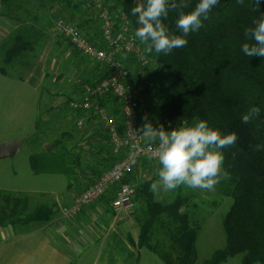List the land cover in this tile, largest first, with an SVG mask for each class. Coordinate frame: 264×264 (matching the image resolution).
<instances>
[{
    "label": "trees",
    "instance_id": "1",
    "mask_svg": "<svg viewBox=\"0 0 264 264\" xmlns=\"http://www.w3.org/2000/svg\"><path fill=\"white\" fill-rule=\"evenodd\" d=\"M11 1L16 16L21 12L33 24H22L4 51L0 71L7 76H10L7 71L10 66L34 68L33 62L45 47L43 38L47 30L40 24L44 16H31V6L27 7L24 0ZM38 1L37 12L41 7L47 8L49 2H57L66 10L76 8L74 0ZM103 1L112 12L122 9L135 32L139 25L131 10L142 0ZM197 2L188 0L190 8ZM262 13L264 0L259 3L257 0H243V3L219 0L203 21L204 26L187 37L185 47L173 49L167 55L153 50L149 53L152 67H138L134 74L130 71L132 82L140 83L139 79L153 82L152 87L147 86L152 125L162 119L171 122L185 119L191 124L193 118L199 117L224 134L235 132L238 136L233 146L222 150V170L229 172L230 178L215 185L220 199L232 198V205L222 220L225 246L202 264H222L237 255H243L241 264H264V57H247L241 51L242 44L247 42L245 30L253 27L254 19ZM176 18V13L170 12L164 23L171 31L181 34L175 27ZM125 62L130 69V56ZM252 107H259L260 114L245 124L242 116ZM52 109L49 107L45 114ZM40 131L41 125L37 124L32 136L36 141L41 139ZM86 134L77 141L76 133L61 132L52 143L54 149L47 151L43 147L41 153L30 157L32 171L64 175L69 179L70 189L80 193L118 160L106 134L103 136L107 145L102 138ZM40 142L41 146L48 143ZM74 142L89 146V150L65 147ZM97 145H101L99 149ZM254 145H260V150H253ZM144 160L142 164L152 166L156 174L140 181L134 197L140 245L154 252L165 264H196L197 240L202 231V224L196 220L200 216V203L192 194H179L166 202L158 200L150 185L159 179L160 165ZM53 200L45 193L0 190V226L48 224L60 213Z\"/></svg>",
    "mask_w": 264,
    "mask_h": 264
},
{
    "label": "crops",
    "instance_id": "2",
    "mask_svg": "<svg viewBox=\"0 0 264 264\" xmlns=\"http://www.w3.org/2000/svg\"><path fill=\"white\" fill-rule=\"evenodd\" d=\"M4 1L6 2L0 0V50L3 53L11 39L15 37V31L22 24H33L31 21L25 20L21 12H18L16 16L11 0ZM37 2L38 0H24L27 7L31 6V8L36 6ZM73 3L76 8L70 9L66 14V19L79 25L94 44L100 45L102 41L101 25L90 10L88 0H74ZM49 20L48 24L53 22L52 18ZM45 33L48 36L46 35L43 40L49 41L50 46L55 42L54 40L57 41L59 38L52 30H46ZM50 34L53 35V38ZM60 39L64 40L59 46L60 56L66 64L74 67L79 76L75 81L73 91L74 97L78 99L83 96V84L97 83L107 77L110 70L103 63L85 58L67 40L61 37ZM47 74L48 72L45 71L43 78H46ZM28 80L31 83L38 81L35 78L31 80L30 77L27 79L9 77L0 71V87H10L15 84L27 86H23L26 93L25 98L21 101L23 108L19 114H26V110L31 104L35 106V102L31 103L28 94H33L31 88L36 87L33 84V87L29 86ZM103 105L109 108L111 113L121 118L119 105L113 98L103 102ZM72 116L74 117V115ZM82 117L85 121V129L81 135L76 134L77 141H80L81 136L87 133V136L102 138V141L107 145L109 140L107 141L103 136L106 132L96 115L82 114ZM15 119L14 116L2 119L6 130H10L14 126ZM20 127L21 123L19 122L14 128L15 132L19 131L18 133L0 132V142L14 138L25 140L28 133H25V130ZM71 145L67 143L65 147L67 149L83 147L85 151L89 150V146L83 143L74 142ZM100 146L97 145V148L99 149ZM143 167L147 169L142 163L135 168L136 173H133L134 177L131 176V182L140 184V181H143L138 178V173ZM8 191L38 194L26 190ZM112 192L101 200L85 206L81 213L75 217L63 218L58 214L48 224L0 226V264H161L160 262L165 264L154 252L146 247L142 248L140 245V226L137 221L136 206L130 214H117L111 205ZM76 195L77 192L67 186L66 192L61 196H54L53 201L58 206L59 204H70Z\"/></svg>",
    "mask_w": 264,
    "mask_h": 264
},
{
    "label": "rangeland",
    "instance_id": "3",
    "mask_svg": "<svg viewBox=\"0 0 264 264\" xmlns=\"http://www.w3.org/2000/svg\"><path fill=\"white\" fill-rule=\"evenodd\" d=\"M37 4H39V1ZM38 7L39 5L32 6L30 9L31 16L37 14L41 17L44 16L45 20L42 18L40 24L44 28H47V30L54 31L53 22L49 23L51 24L50 26L47 25V22L50 21L49 18L59 16L71 22L66 19V14H68L70 10L63 8V5L60 7L57 2H49L47 8L43 9L41 7L37 12L36 9ZM46 35L48 36V34ZM52 36L53 35H51V37ZM54 41L52 46H50V42L46 40L45 47L40 50L41 53L33 62L34 68L31 69V65L23 67L10 66L7 68L10 76L14 78L22 77L27 79V77H30L31 80H34V78L38 80V84L36 82L31 83L28 80L29 86L33 87V84L36 87L31 88L33 94H28L31 103L35 102V106L31 104L26 110V114H19L23 108V103H21V101L25 98L26 90L23 89L25 85L20 86L19 84H15L10 87H0V132H15L14 128L20 122V129L28 133V135L25 136V145L18 154L14 157L0 160V189L26 190L37 192L38 194L46 193L53 199L54 196H61V194L66 192V188L69 185L68 177L56 173L35 174L30 166V157L34 154L41 153L43 147L45 148V145L41 146L40 141L45 140L48 142L47 144H52L59 137L61 132L70 131L71 133L73 132L81 135L85 129V126L79 128L75 124V118L72 116V110L69 106L70 101L75 98L73 91L75 89V81H77L79 77L78 73L74 67L66 64L59 54V46H61L64 40L59 37L57 41ZM3 57L4 53H0V61ZM131 60L132 67H130V71L132 70V74H134L138 69V65L133 58H131ZM29 69H31V71H29ZM45 71H47L48 74L46 78H43ZM38 76L39 78H37ZM135 78L137 77L135 76ZM139 82V84H145L147 81L145 79H139ZM49 107H53V109L45 114ZM13 116L16 118L14 126L10 130H6L7 128L3 125L2 119L4 117ZM37 124L41 125L40 133H42L41 139L38 140L39 142L32 138L36 132ZM18 132L19 131L16 130L15 133ZM16 139L18 138L3 140L2 142ZM154 166L158 168V165ZM146 167L147 169L143 167L138 173L139 177H137L141 180L156 174L152 166ZM179 194L184 196L192 194L194 200L200 203L198 209L200 216L197 217L196 220L202 224V231L197 240L198 260L196 264H202L205 260L209 259L216 250L225 246V234L222 228V220L232 205V198L227 197L220 199L218 190H215V187L213 190H204L191 189L187 186H180L175 190L167 192L161 189L156 193V197L158 200L166 202L173 200ZM213 202L218 204L214 206L212 204ZM242 258L243 255H237L222 264H241ZM160 263L163 264L162 262Z\"/></svg>",
    "mask_w": 264,
    "mask_h": 264
},
{
    "label": "built area",
    "instance_id": "4",
    "mask_svg": "<svg viewBox=\"0 0 264 264\" xmlns=\"http://www.w3.org/2000/svg\"><path fill=\"white\" fill-rule=\"evenodd\" d=\"M89 8L95 12L96 19L102 28V41L96 45L76 25L58 17L54 23L57 35L63 36L87 59L103 63L111 74L95 84H83V96L73 99L70 108L75 124L81 128L85 121L84 115L94 114L102 123L108 136L111 151L118 160L92 184L78 193L70 204L60 205V216L75 217L87 205L101 200L112 191L111 205L117 214H130L135 208V194L139 183L128 180L135 167L143 159L158 162L157 141H148L136 133L143 124L142 117L147 114L152 123V114L147 105V86L129 80L130 69L125 58H133L138 67H152V59L145 47L135 37L131 21L123 10L112 12L102 0H90ZM110 98L117 100L121 111V121L111 113L103 102ZM182 121L171 122L162 119L154 123V128L161 125L165 130L178 127ZM159 163V162H158Z\"/></svg>",
    "mask_w": 264,
    "mask_h": 264
},
{
    "label": "clouds",
    "instance_id": "5",
    "mask_svg": "<svg viewBox=\"0 0 264 264\" xmlns=\"http://www.w3.org/2000/svg\"><path fill=\"white\" fill-rule=\"evenodd\" d=\"M218 2L198 0L190 8L188 0H142L131 10L139 25L134 35L145 45L146 52L154 50L157 54L167 55L188 44L187 37L204 26L203 21ZM237 2L243 3V0ZM170 12L176 13L175 27L181 34L171 31L164 23ZM253 25L245 30L247 42L242 44L241 51L247 57H264V13L254 19ZM259 114V107H252L242 116V122L247 124ZM142 119L144 122L136 133L148 141L158 140L159 179L150 185V191L158 193L162 189L167 192L180 186L213 190L222 179L230 178V173L222 170V150L236 143L238 136L235 132L224 134L199 117L193 118L191 124L182 121L171 130H165L163 125L154 128L147 114ZM260 148V145L253 146L255 151Z\"/></svg>",
    "mask_w": 264,
    "mask_h": 264
},
{
    "label": "water",
    "instance_id": "6",
    "mask_svg": "<svg viewBox=\"0 0 264 264\" xmlns=\"http://www.w3.org/2000/svg\"><path fill=\"white\" fill-rule=\"evenodd\" d=\"M24 145V139L0 142V160L14 157L24 147ZM54 146V144H47L45 145V149L50 151L54 148Z\"/></svg>",
    "mask_w": 264,
    "mask_h": 264
},
{
    "label": "bare ground",
    "instance_id": "7",
    "mask_svg": "<svg viewBox=\"0 0 264 264\" xmlns=\"http://www.w3.org/2000/svg\"><path fill=\"white\" fill-rule=\"evenodd\" d=\"M102 1H103V0H102ZM89 2H90V0H88V6H89ZM103 2H104V1H103ZM109 7H110V6H109ZM120 10H122V9H120ZM92 13L95 14V12H93V11H92ZM58 17H59V16H58ZM58 17L55 16L54 18H52V19H53V24L55 23V20H56V18H58ZM70 23H72V24L76 25L78 28H80L76 23H73V22H70ZM131 25H132V24H131ZM53 27H54V25H53ZM80 29H81V28H80ZM81 30H82V29H81ZM101 31H102V28H101ZM53 32H54L55 36H59V37L65 39V40H67V39L64 38L63 36L57 35V34L55 33V30H54ZM82 32L84 33L83 30H82ZM84 34L88 37V35H87L86 33H84ZM101 36H102V35H101ZM88 38H89V37H88ZM67 41L69 42V40H67ZM90 41H91V40H90ZM91 42H92V41H91ZM69 43H70V42H69ZM92 43H93V42H92ZM70 44H71V43H70ZM71 45H72L73 47H75L73 44H71ZM96 45H97V44H96ZM75 49H76V48H75ZM76 50H77V49H76ZM77 51H78V50H77ZM110 74H111V71H110ZM110 74H109V75H110ZM109 75H108V76H109ZM108 76H107V77H108ZM105 78H106V77H105ZM103 79H104V78H103ZM113 99H114V98H113ZM72 100H73V99H72ZM114 101L117 102L116 99H114ZM118 118H119V122H120V121H121V118H120V117H118ZM143 160H144V159H143ZM143 160H141L140 163H142ZM140 163H139V164H140ZM139 164H138V165H139ZM138 165H137V166H138ZM137 166H136V167H137ZM136 167H135V168H136ZM134 171H135V169H134ZM134 171H133V173H134ZM133 173H132L130 176H132ZM59 215H60V213H59Z\"/></svg>",
    "mask_w": 264,
    "mask_h": 264
}]
</instances>
